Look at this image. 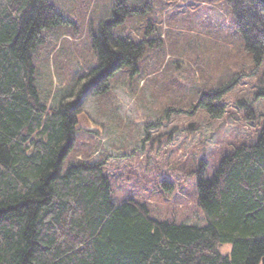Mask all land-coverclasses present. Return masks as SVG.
Returning <instances> with one entry per match:
<instances>
[{"label": "trees", "instance_id": "trees-1", "mask_svg": "<svg viewBox=\"0 0 264 264\" xmlns=\"http://www.w3.org/2000/svg\"><path fill=\"white\" fill-rule=\"evenodd\" d=\"M227 4L260 66L263 4ZM61 23L64 16L49 0H0V264H262L264 121L254 144L224 155L212 179L199 177L204 226L153 219L134 199L116 203L104 162H73L63 173L84 99L109 91L122 66L138 71L144 43L115 37L105 24L93 38L98 65L80 77L76 93L51 108L36 85L33 51L43 32ZM209 107L224 112L226 106ZM226 244L232 248L223 253Z\"/></svg>", "mask_w": 264, "mask_h": 264}, {"label": "rangeland", "instance_id": "rangeland-1", "mask_svg": "<svg viewBox=\"0 0 264 264\" xmlns=\"http://www.w3.org/2000/svg\"><path fill=\"white\" fill-rule=\"evenodd\" d=\"M49 1L65 23L43 32L33 62L51 108L98 65L93 38L105 24L115 37L144 43L138 71L122 66L109 91L84 99L63 173L73 162H104L116 203L134 199L153 219L204 226L199 177L212 179L224 155L254 144L264 121V62L245 49L227 0ZM207 93L214 96L204 100ZM220 104L224 112L210 111Z\"/></svg>", "mask_w": 264, "mask_h": 264}, {"label": "water", "instance_id": "water-1", "mask_svg": "<svg viewBox=\"0 0 264 264\" xmlns=\"http://www.w3.org/2000/svg\"><path fill=\"white\" fill-rule=\"evenodd\" d=\"M262 4H263V6H264V0H259ZM262 264H264V256H263V259H262Z\"/></svg>", "mask_w": 264, "mask_h": 264}]
</instances>
